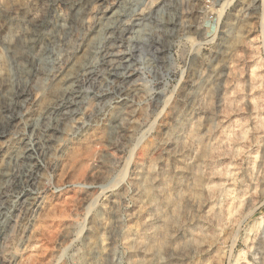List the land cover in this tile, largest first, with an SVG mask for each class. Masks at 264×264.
<instances>
[{"label":"rangeland","instance_id":"rangeland-1","mask_svg":"<svg viewBox=\"0 0 264 264\" xmlns=\"http://www.w3.org/2000/svg\"><path fill=\"white\" fill-rule=\"evenodd\" d=\"M143 261L264 264V0H0V264Z\"/></svg>","mask_w":264,"mask_h":264},{"label":"bare ground","instance_id":"bare-ground-1","mask_svg":"<svg viewBox=\"0 0 264 264\" xmlns=\"http://www.w3.org/2000/svg\"><path fill=\"white\" fill-rule=\"evenodd\" d=\"M109 22V21H108ZM107 21H106V23H108ZM105 27H106V25H105ZM16 29V28H15ZM100 29V28H99ZM106 29H108V28H106ZM100 31V30H99ZM108 31V30H107ZM239 33V32H238ZM13 34V33H12ZM32 34V33H31ZM31 34H30V36H31ZM238 35V34H237ZM38 36V35H37ZM33 37H35V36H33ZM32 37V38H33ZM235 37H236V39L235 40H237V38H239L240 39V37H238V36H236L235 35ZM13 38V37H12ZM21 39H22V37H21ZM21 39H20V35H19V33L16 31L15 33H14V38L13 39H11L12 41L8 44V45H10V48L12 47L14 50L18 47V43L21 41ZM31 39V38H30ZM38 39V38H37ZM20 40V41H19ZM34 40V39H33ZM23 41H24V39H23ZM27 41H28V39H27ZM31 41V40H30ZM26 43V42H25ZM31 43V42H30ZM35 43H37V41L35 42ZM32 44V43H31ZM31 44H30V46H31ZM38 45H40V44H38ZM23 46V45H22ZM21 46V47H22ZM35 47V46H34ZM38 47V46H37ZM24 48H26V47H24ZM31 48V47H30ZM32 49V48H31ZM34 50V49H33ZM17 51V50H16ZM21 51V50H20ZM26 51H27V49H26ZM28 51H31V50H28ZM32 52V51H31ZM24 53V52H23ZM28 53H30V52H28ZM17 54V53H16ZM27 54V53H26ZM33 55H34V53H33ZM27 56H29V55H27ZM30 56H32V55H30ZM33 58V57H32ZM26 61H28V60H26ZM31 61V60H30ZM29 61V62H30ZM33 61V60H32ZM26 66H24V68H25ZM67 75V74H66ZM69 76V75H68ZM64 77V76H63ZM68 78V77H67ZM70 78V77H69ZM65 80V79H64ZM69 80H71V79H69ZM74 80V79H73ZM72 80V81H73ZM60 81H61V79H60ZM67 81V80H66ZM60 83H62V82H60ZM56 85H57V83H55ZM54 84V85H55ZM58 85H59V83H58ZM63 85V84H62ZM65 85V84H64ZM68 85H70V84H68ZM67 86V85H66ZM54 88V87H53ZM61 88V87H60ZM67 88V87H66ZM59 89V88H58ZM66 90V89H65ZM67 90H68V88H67ZM146 174H147V172H146ZM148 175V174H147ZM145 176V175H144ZM150 176H148V178H149ZM148 178H146V179H144L145 180V183H144V186H143V192H144V195L146 194V196H148V197H150L151 196V185L152 184H150V181H149V179ZM153 189V188H152ZM141 190H142V188H141ZM153 191V190H152ZM169 194V193H168ZM153 195H155V194H153ZM196 195H198V194H196ZM165 197V196H164ZM173 197V196H172ZM170 195L168 196L167 195V197H166V202L165 203H169L170 205H172V207H174L173 205H175L174 203H173V201H172V198ZM151 198V197H150ZM149 199V198H148ZM153 199H155V198H153ZM152 199V200H153ZM152 200H149V201H151L152 202ZM165 200V199H164ZM175 200V199H174ZM168 204V205H169ZM170 205H169V207H170ZM172 207H170V208H172ZM177 207V206H176ZM163 214V213H162ZM160 217H162V215H160ZM166 216H164L163 215V219L165 218ZM166 219V218H165ZM161 220V219H160ZM163 221V220H162ZM164 224V223H163ZM162 224V225H163ZM165 225V224H164ZM157 233V232H156ZM152 234V233H151ZM154 236V235H153ZM157 236V235H156ZM141 239V238H140ZM146 240V239H145ZM151 240V239H150ZM152 240L153 241H151V242H154V244L153 243H149V244H151V246L147 243V242H149V239H148V241L146 242L149 246H150V248H149V250H150V252L151 253H153V257H154V255L156 254V253H159L161 250H160V247H163V246H161L162 245V242L161 241H159V243L155 240V237H154V239L152 238ZM142 242H143V240H141ZM163 241V240H162ZM144 242V243H145ZM146 243H145V245H146ZM165 243V242H164ZM143 244V243H142ZM164 245V244H163ZM146 247H148V246H146ZM152 247V248H151ZM104 249V248H103ZM162 249V248H161ZM100 250V249H99ZM102 250V249H101ZM100 250V251H101ZM160 250V251H159ZM148 251V250H147ZM150 253V254H151ZM102 254V253H101ZM152 255V254H151ZM150 257V256H149ZM152 257V256H151ZM152 257V258H153ZM146 261V260H145ZM145 261H143V264L145 263ZM147 261H148V259H147ZM140 262H142V261H140ZM151 262V261H150ZM148 263V262H147Z\"/></svg>","mask_w":264,"mask_h":264}]
</instances>
